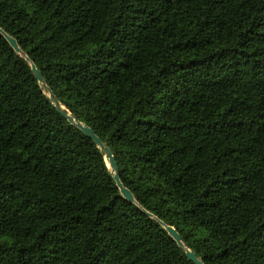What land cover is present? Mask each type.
<instances>
[{
    "label": "trees",
    "instance_id": "16d2710c",
    "mask_svg": "<svg viewBox=\"0 0 264 264\" xmlns=\"http://www.w3.org/2000/svg\"><path fill=\"white\" fill-rule=\"evenodd\" d=\"M0 264H264V0H0ZM152 214L153 216L148 215Z\"/></svg>",
    "mask_w": 264,
    "mask_h": 264
},
{
    "label": "water",
    "instance_id": "95a60500",
    "mask_svg": "<svg viewBox=\"0 0 264 264\" xmlns=\"http://www.w3.org/2000/svg\"><path fill=\"white\" fill-rule=\"evenodd\" d=\"M0 33L6 38V40L9 42V44L13 47V49L23 55L25 57V59L31 63L32 66V70L34 72V75L36 77V79L39 81L41 89L43 91H47L49 94V98L51 100V102L54 104V106L56 107L57 111L63 116L65 117L68 122L76 127L77 129L81 130L85 135H87L89 138H91L94 143L100 148L102 154L105 156V158L107 159V163L108 166L111 170V173L113 174V177L117 183V186L120 189L121 194L123 195L124 198H126L128 201L132 202V203H137L136 199L133 195V193L126 188L123 183L121 182L120 176H119V166L118 163L116 161V158L112 152V150L105 146L103 144V142L101 141V139L96 135V133L94 132V130L89 127L88 125L84 124L83 122L79 121L74 115H72L64 106L61 105L59 99L56 97V95L54 94V92L47 87L45 80L43 78L42 73L36 68V66L31 62L30 58L27 57L23 51L21 50V48L18 45V42L16 39H14L13 37H11L10 35H8L1 27H0ZM150 216H153L152 214H149ZM160 224L163 225L165 227V229L167 230V232L169 233V235L177 242V244L184 248L187 252V255L189 257V259L195 263V264H204L200 259H198V257L196 256L195 253H193L190 249H188L182 239L180 234L178 233V231L165 224L164 222L160 221ZM189 253H191V255H189Z\"/></svg>",
    "mask_w": 264,
    "mask_h": 264
},
{
    "label": "snow or ice",
    "instance_id": "6c2138e0",
    "mask_svg": "<svg viewBox=\"0 0 264 264\" xmlns=\"http://www.w3.org/2000/svg\"><path fill=\"white\" fill-rule=\"evenodd\" d=\"M189 255H191V253H189Z\"/></svg>",
    "mask_w": 264,
    "mask_h": 264
}]
</instances>
